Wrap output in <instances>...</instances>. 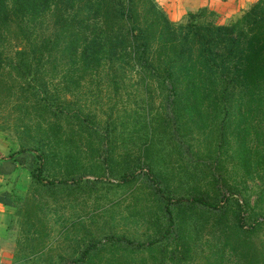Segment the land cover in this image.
Segmentation results:
<instances>
[{
  "label": "trees",
  "instance_id": "obj_1",
  "mask_svg": "<svg viewBox=\"0 0 264 264\" xmlns=\"http://www.w3.org/2000/svg\"><path fill=\"white\" fill-rule=\"evenodd\" d=\"M188 15L185 24H173L154 0H0V87L15 85L9 91L16 90L23 118L31 112L54 122L61 117L70 133L76 125L78 132L91 131L90 139L100 137L93 151L81 153V140L66 137V127H55V135L49 119L48 130L37 121L43 149L20 147L13 156H0L7 174L15 166L27 171L25 206L43 212L40 204L68 199L81 184L89 193L106 185L123 189L139 211L146 185L166 215L156 239L130 249L129 239L110 232L63 264H124L127 256L119 251L140 253L135 264H164L152 255L158 246L164 251L160 240L170 241V264H264V217L242 221L241 200L233 198L224 176L230 164L264 185V0L226 25ZM102 76L115 94L126 78L140 87L143 120L126 133L135 155H116V127H91L94 117L66 99L59 102L58 89L48 90L54 82L71 93ZM51 131L64 138L58 142L61 156ZM172 155L177 158L171 167H161ZM54 157L58 178L56 169L47 170ZM107 176L112 181L102 182ZM229 200L235 210L225 205ZM31 211H24V223ZM37 242L34 254L41 255L45 244ZM198 245L206 249L198 252ZM99 246L115 254L105 258Z\"/></svg>",
  "mask_w": 264,
  "mask_h": 264
},
{
  "label": "rangeland",
  "instance_id": "obj_2",
  "mask_svg": "<svg viewBox=\"0 0 264 264\" xmlns=\"http://www.w3.org/2000/svg\"><path fill=\"white\" fill-rule=\"evenodd\" d=\"M209 1L204 0L203 2H206V4L191 13L195 15L193 20L198 23H210L212 25L230 24L239 19L256 0ZM165 15L168 18L166 13ZM188 16V14L184 15L180 21L168 19L173 24H185L188 21ZM98 79V82L97 80L82 82V85L71 93L59 91L60 87L56 86L54 82L49 83L48 90L53 93L54 88L58 89L59 102H62V99H66L75 109L80 108L82 113L88 118L94 117L91 127L102 131L105 127H116V142L114 141L118 147L116 149L117 152H115L116 155H121L125 151H130V155H135L136 151L131 147L130 143L132 142L128 140L126 133L129 127H135L133 122L137 121L140 123L143 120L145 104L141 101L143 95L140 87L136 85V80H128L126 78L123 81V86H120L119 91L115 94L111 86L106 82L105 77L102 76ZM14 87V84H9L8 82H5L0 87V156L3 157L13 156L20 147L43 149V145L39 146V143L44 142L43 134L39 136L35 133L37 128L35 123L37 121L41 123V130L45 128L48 130L49 128V125L46 124L49 118L43 113L40 117L31 112L29 116L23 118L18 108L20 99L16 90L9 91L10 88ZM153 98L155 100L153 107L155 108L158 104V99L155 95ZM56 120H60V122L50 120L51 124L56 125L51 126L56 133L55 135L58 133L55 127H66L64 129L66 137L74 141L81 140L78 142V146L82 148L80 150L81 153H84L83 150H85V153L93 151L99 143V136L94 140L88 137L91 135V131L78 132L75 125L73 133H70L68 131L70 127L67 126L63 118L58 117ZM125 124L126 126H124ZM24 127H28L29 130L23 131ZM51 133L52 138L50 140L52 145H54L53 148L57 155L61 156L63 150L59 149L61 145H58V142L64 138H59L58 140L52 131ZM39 138H41V142L38 143ZM88 143L91 145L90 149L86 151L85 148ZM166 152H168V146L164 144L162 153ZM176 158L175 155H172L170 159L165 158V161L161 163V167L165 163L170 166L171 163L175 162ZM183 162H185L184 159ZM50 165L47 166L49 172L57 168V159L55 157L51 160ZM54 176L56 178L59 177L57 169L54 172ZM224 176L228 179V187H232L233 198L240 199L242 202H239L242 207L241 217L244 219L242 221L251 223L254 215L264 217V185H260L255 179L252 181L244 178L243 174L238 170L232 169L230 164L227 165V171ZM91 177L88 175L85 179L91 180ZM103 178L102 182L105 180L112 181L111 176ZM14 179V183L18 182V186L20 188L23 186L25 191L23 194L19 191L20 196L17 197L15 195L12 197L15 207L8 222V234L11 238L16 231H19L16 229L19 210L25 202L26 194L31 184L28 174L18 173ZM184 179V176H180L181 182ZM183 187L186 189V186ZM84 189L85 187L81 184V188L79 187L78 190L70 192L68 199L61 200L58 197L57 203H52L53 199L50 202L47 200L46 204H40L43 212L38 210L39 207H29L32 211L28 213L32 217L28 223L25 222L22 225L24 232L22 235L24 237L22 238L23 242L20 244V252L14 256V259H10V264H63V261L70 263L79 256L88 244L94 241L101 243V237L110 232H115L129 239L131 241V246L129 247L133 249L136 243L140 244L150 239H156L159 231L163 230L166 215L162 212L160 205H157L155 197L147 190L146 185L143 193L144 200L139 207V211L133 210L131 206L132 199L125 195L123 189L110 188V186L107 187L106 185L97 186L91 193L84 191ZM184 189L183 192L185 191ZM209 189V195H211L214 191L211 188ZM35 193L38 194L39 192ZM225 205L235 210L233 200H229ZM35 217H39V219ZM37 240H43L45 244V249L40 252L41 255L34 254V247L38 245ZM160 241V245H165L164 251L160 250L158 246L152 255L157 261L163 259L164 264H170L167 258L172 248L170 241ZM99 247L97 252L101 251V255L105 258L115 254L113 249H108L107 246ZM203 249H206L205 245H198V252ZM139 252L146 256V251ZM119 253L127 256L124 264H135L134 262L142 257L140 253L132 254L122 251H119ZM187 264L194 263L187 262ZM197 264H203L202 260L198 259Z\"/></svg>",
  "mask_w": 264,
  "mask_h": 264
},
{
  "label": "crops",
  "instance_id": "obj_3",
  "mask_svg": "<svg viewBox=\"0 0 264 264\" xmlns=\"http://www.w3.org/2000/svg\"><path fill=\"white\" fill-rule=\"evenodd\" d=\"M204 0H154V2L168 15L172 21H180L182 17L188 13H192L203 7L206 2ZM209 1V0H205ZM213 2V1H209ZM28 174L21 166H15L14 171L7 174L4 166L0 161V264H10V259L20 252V244L23 242L22 225L24 224V211H29L25 204L21 205L20 212L17 218L16 229L18 232L12 235L8 234V222L11 214L14 211L15 202L13 201L15 195L24 193L25 189L18 186L14 177L16 174ZM12 253V254H11Z\"/></svg>",
  "mask_w": 264,
  "mask_h": 264
}]
</instances>
